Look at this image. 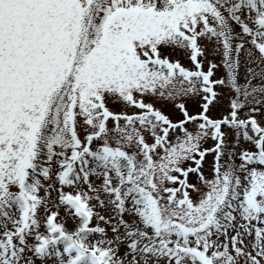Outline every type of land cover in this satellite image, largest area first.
Listing matches in <instances>:
<instances>
[{"label": "snow or ice", "instance_id": "1", "mask_svg": "<svg viewBox=\"0 0 264 264\" xmlns=\"http://www.w3.org/2000/svg\"><path fill=\"white\" fill-rule=\"evenodd\" d=\"M0 264H264V0H0Z\"/></svg>", "mask_w": 264, "mask_h": 264}]
</instances>
